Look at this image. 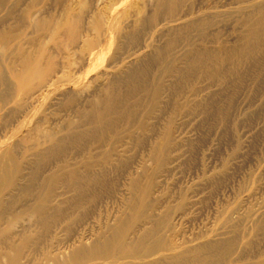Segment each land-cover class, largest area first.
Segmentation results:
<instances>
[{
	"label": "rangeland",
	"instance_id": "1",
	"mask_svg": "<svg viewBox=\"0 0 264 264\" xmlns=\"http://www.w3.org/2000/svg\"><path fill=\"white\" fill-rule=\"evenodd\" d=\"M262 4L0 0V264L263 262Z\"/></svg>",
	"mask_w": 264,
	"mask_h": 264
},
{
	"label": "bare ground",
	"instance_id": "2",
	"mask_svg": "<svg viewBox=\"0 0 264 264\" xmlns=\"http://www.w3.org/2000/svg\"><path fill=\"white\" fill-rule=\"evenodd\" d=\"M253 7H255V6H253ZM261 7H263V9H259V8H261ZM261 7H259V8H257V9H259V10H255L256 11V13L255 14H253V17H254V23L253 24H247L248 25V28H247V30H246V32H245V34H244V39H243V44H242V46L241 47H239V48H241V50L239 51V58H241V59H246L247 61H249V59H253L254 60V57L259 53V52H261V53H264V4H262L261 5ZM253 13V12H252ZM249 20H247L246 22H248ZM71 34H72V36H71V38H72V40H73V42H75L77 39H78V32L77 31H72L71 32ZM238 45H241V44H238ZM237 46V45H236ZM235 46V47H236ZM230 48H231V46H230ZM237 48V47H236ZM238 48V49H239ZM233 50V49H232ZM234 51V50H233ZM226 52V51H225ZM203 53V52H202ZM206 53V52H205ZM200 54V53H199ZM34 55H37L36 57H34ZM34 55H29V56H27V54L26 55H23L22 56V58H21V62H22V64H23V66H24V71H25V73H27L28 75H31V74H35V75H37V76H39V75H43V73H44V67H43V57L41 56V54L40 53H38V54H34ZM205 56H206V54H204ZM203 55V56H204ZM208 55V54H207ZM195 56V55H194ZM199 58H201V57H198V59ZM206 58V57H205ZM205 58H202L201 60L203 61V59H205ZM258 59H259V57H258ZM205 60H207V58L205 59ZM250 60V61H251ZM241 61V60H240ZM258 62L260 61V60H257ZM243 62V61H242ZM241 62V63H242ZM258 62H255L254 64H256V63H258ZM52 63V62H51ZM201 63V62H200ZM207 63V62H206ZM243 63H245V62H243ZM261 63V62H260ZM202 64V63H201ZM248 64V63H247ZM253 64V65H254ZM243 65V64H242ZM54 66V63H52L51 64V68H54L53 67ZM193 66V65H192ZM246 66H248V65H246ZM251 66V65H250ZM255 66V65H254ZM253 66V67H254ZM259 66V65H258ZM247 68V67H246ZM249 68V67H248ZM194 69V68H193ZM258 70V69H257ZM248 71V70H247ZM21 75V77L22 76H24V73H21L20 74ZM245 76V75H244ZM20 77V76H19ZM244 79V78H243ZM243 83V82H242ZM112 92V91H111ZM111 92H110V95H111ZM124 98V97H123ZM113 99H119V98H117V97H115V95H114V97H113V95H111L110 97H109V99H108V101H107V104L104 102V101H99V102H97V104L95 105V109L96 110H98V112H100V114L99 115H108L109 113H111L112 111H114L116 108H117V105H110V106H108L112 101H113ZM118 103V102H117ZM102 117V116H101ZM177 161V160H176ZM41 210V209H40ZM37 213V212H36ZM39 213H41V216H42V214H44V211L42 210V211H40ZM40 216V215H39ZM262 221H264V220H262ZM262 223V222H261ZM264 228V223H262V226H261V229L263 230V228ZM260 228V227H259ZM259 228H258V230H259ZM260 229V230H261ZM264 231V230H263ZM262 232V231H261ZM234 239V238H233ZM229 240V239H228ZM103 241H106V240H103ZM214 242V241H213ZM216 242V241H215ZM214 242V243H215ZM217 242H218V240H217ZM219 242H222V241H219ZM226 242V241H225ZM232 241L230 240V243L229 244H233L234 243V240H233V242L231 243ZM223 243V242H222ZM227 243V242H226ZM95 244V243H94ZM92 245V246H94L93 247V249H97L98 251L96 252L97 253V255L101 258V259H103L104 261H106L107 260V257H108V254H107V252H108V249H109V243L108 242H101L100 244H95V245ZM208 244H210V243H208ZM216 244V243H215ZM219 244V243H218ZM221 244V243H220ZM219 244V246H221L222 247V245L223 244H221L220 245ZM207 245V244H206ZM212 245L213 246H211L212 248H215V251H217L218 253L217 254H219V251H220V249L221 248H219L217 245H215L214 246V244L212 243ZM209 246V245H208ZM227 246V245H226ZM234 246V244L233 245H231V247H233ZM100 247H102V248H100ZM224 247H225V245H224ZM229 247H230V245H229ZM227 248L226 250H229L230 248ZM198 248H200V247H198ZM198 248H197V250H198ZM202 248V247H201ZM209 248V247H208ZM192 249V248H191ZM84 250H85V248H80V249H78V251L75 253V255L78 253V255H82L83 254V252H84ZM187 250V249H186ZM193 250V249H192ZM201 250V249H200ZM208 250V249H207ZM212 250H214V249H212ZM223 250V249H222ZM191 251V250H190ZM195 251V250H194ZM206 251V250H205ZM205 251H203V252H205ZM212 252V251H211ZM211 252H210V254H211ZM222 252H224V251H222ZM221 252V253H222ZM185 253V252H184ZM183 253V254H184ZM197 253V252H196ZM205 253H207L208 254V251H206ZM205 253H203V254H205ZM212 253H214V252H212ZM187 254V253H186ZM189 254V253H188ZM192 254V253H191ZM195 254V253H194ZM199 254H201V253H199ZM227 254V253H226ZM175 255V254H174ZM178 255V254H177ZM177 255H175V256H177ZM180 255V254H179ZM190 255V254H189ZM188 255V256H189ZM197 255V254H196ZM209 255V254H208ZM213 255V254H212ZM212 255H211V257H212ZM174 256V257H175ZM184 256V255H183ZM195 256V255H194ZM198 256V255H197ZM196 256V257H197ZM201 256H203V255H201ZM201 256H200V258H201ZM205 256V255H204ZM218 256V255H217ZM221 256V255H220ZM179 257H181V256H179ZM199 257V256H198ZM207 257H209L210 259H211V257L210 256H207ZM206 257V258H207ZM213 257H214V255H213ZM212 257V258H213ZM216 257V256H215ZM114 258V257H113ZM176 258V257H175ZM184 258L185 257H183V258H181V259H183L184 260ZM193 258H195V257H193ZM204 259L202 260V261H200L201 263H204V264H206V263H208L209 261H211V260H209V258L208 259H206L205 257H203ZM180 259V258H179ZM187 259V260H186ZM184 261H181V264H183V263H185V264H200L199 263V261L198 260H191V258L190 259H188V258H186ZM196 259V258H195ZM202 259V258H201ZM200 259V260H201ZM217 260H220V257L217 259ZM221 260H222V258H221ZM216 261V260H215ZM263 261V260H262ZM110 263H115L116 261L115 260H111V261H109ZM176 262V261H175ZM214 262V261H213ZM212 262V263H213ZM264 262V261H263ZM263 262H261L262 264H263ZM102 263V262H101ZM100 263V264H101ZM173 263H174V261H173ZM178 263H180L179 261H178ZM211 263V264H212ZM216 263V262H215ZM220 263H222V262H220ZM261 263H258V264H261ZM98 264H99V262H98ZM149 264H150V262H149Z\"/></svg>",
	"mask_w": 264,
	"mask_h": 264
}]
</instances>
